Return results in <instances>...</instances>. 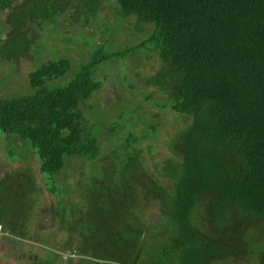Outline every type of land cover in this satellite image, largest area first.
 Returning a JSON list of instances; mask_svg holds the SVG:
<instances>
[{
    "label": "trees",
    "instance_id": "trees-1",
    "mask_svg": "<svg viewBox=\"0 0 264 264\" xmlns=\"http://www.w3.org/2000/svg\"><path fill=\"white\" fill-rule=\"evenodd\" d=\"M14 1L0 0V12L10 10L12 27L0 57L10 60L29 53L36 24H56L64 15L94 22L102 0H25L12 9ZM115 4L120 17H132L136 23L127 36L145 34L137 30L147 25L151 27L147 39L121 52L97 48L65 86L54 83L69 72L70 62L64 58L45 62L29 74L31 95L0 99V134L33 152L46 189L58 199L55 216L71 210L66 204L58 212L62 193L70 186L64 184L61 190L56 183L68 162L104 159L97 139L85 133L79 111L103 88L95 80L101 65L140 50L156 56L159 68L143 88L164 92L168 98L164 109L191 119L168 141L172 155L154 171L142 164L140 150L130 148L131 142L140 144L141 139L130 136L125 146L110 152L119 170H95L91 179H85L90 184L81 194L84 210L78 220L87 233L76 246H68L80 258L68 264H214L240 255H254L257 264H264L259 260L264 250H252L249 244L264 237L253 231L256 222L264 227V0H115ZM28 26L34 28L31 36ZM14 153L9 147L12 162L19 158L16 154L14 160ZM13 178L29 199L34 190ZM13 178L7 175L4 180ZM143 199L150 208L141 204ZM148 209H156L158 216L140 259L149 231L144 220ZM6 216L0 224L14 232L17 222ZM61 223L58 228L67 231L69 242L73 233ZM35 241L42 248L48 246L44 239ZM242 250L249 253L239 254ZM52 252L39 264H58Z\"/></svg>",
    "mask_w": 264,
    "mask_h": 264
},
{
    "label": "rangeland",
    "instance_id": "rangeland-1",
    "mask_svg": "<svg viewBox=\"0 0 264 264\" xmlns=\"http://www.w3.org/2000/svg\"><path fill=\"white\" fill-rule=\"evenodd\" d=\"M24 1L15 0L11 8H19ZM100 4L101 9L94 22L90 18L86 23H82L77 18L64 15L55 20L56 24H36V34L28 41L30 49L27 55L17 60L0 57V99L31 95L29 74L45 62L63 58L70 62L69 72L54 83L57 86H65L77 74L80 65L90 60L91 54L97 48L104 47L107 53L121 52L139 45L148 38L146 34L150 33L151 27L147 25H140L137 30L138 33L145 34L140 33L134 38L127 36L136 23L132 17L119 16L115 0H102ZM9 16L10 10L0 12V47L4 45L12 31ZM27 28L30 29V32L25 30L28 35L34 34L32 26ZM158 68L157 57L140 50L123 59H113L97 69L95 80L102 82L103 88L81 106L79 111L84 118L82 126L85 133L97 139L99 156L104 155V159L95 162L83 159L68 162L66 169H63L65 171H62L56 180L61 190L64 184L70 186V189L62 193L61 208L58 212H62L66 204L71 210L70 212L66 210L62 216L54 215L58 199L46 189L33 152L28 148L23 150L24 145L21 142L7 139L0 134V219L7 217L8 213L9 219L17 222V227L27 229L28 236V242L25 243L22 240L0 242L2 246L0 264H39L41 258L51 254L50 251L57 255L58 264H68L70 260L64 259L72 254L68 246L71 243L76 246L81 238L85 239L87 233L85 232L87 227L78 220L80 212L84 210L80 197L87 190L86 185L90 184L86 183L85 179H91L95 175V170L106 171L112 167L119 170V165H113L111 162L110 158L113 156L110 152L117 149V146H125L124 140L126 141L128 137L141 139L140 144L131 142L130 148L141 151L142 164L148 171H154L157 165L165 164V160L171 157L168 141L188 125L191 119L181 117L170 109H164V104L168 102L164 92L161 93L153 87L143 88L146 78L156 73ZM151 128H155L152 129L154 133ZM9 147H12L19 156L17 159L14 153L16 162L10 161ZM7 175L11 178L15 176L20 180L22 187L24 185L25 188L30 187L34 190L29 194L32 204L27 197L22 196L21 190L16 188L14 178L4 180ZM27 176L31 179L28 180ZM100 182L99 180L95 184ZM93 200L91 198L89 203L93 204ZM140 201L145 208H150L151 203L146 199ZM7 202L11 204L8 205ZM30 204L25 211L26 206ZM90 210L98 212L97 208L90 207ZM68 214H72L69 215L71 221ZM157 216L156 209H148L144 213L149 231L139 253L140 259L144 257L154 233ZM60 220L61 227L63 229L68 227L71 234L73 233V238L69 242H65L67 231L63 232L58 228ZM260 225L258 222L255 223L253 228L255 235L264 234V227ZM36 239H44L48 245H43L46 250L39 241H35ZM249 244L252 250H264V237H256ZM245 253L242 250L239 254ZM259 255V260L264 261V251ZM253 257L240 255L235 259L218 260L214 264H257ZM79 260V257L72 259L73 262Z\"/></svg>",
    "mask_w": 264,
    "mask_h": 264
},
{
    "label": "clouds",
    "instance_id": "clouds-1",
    "mask_svg": "<svg viewBox=\"0 0 264 264\" xmlns=\"http://www.w3.org/2000/svg\"><path fill=\"white\" fill-rule=\"evenodd\" d=\"M0 228H1V233H2L0 235V242H2V241L7 242V241H14V240L15 241L22 240V241H24V243L28 242V236L27 235L25 236V234L27 233V229L26 228L25 229L22 228L23 232H21L22 229L20 227H17V230H15L14 232L11 229H9V228L1 225V224H0ZM1 249H2V246L0 245V250ZM77 257H79V256L75 252H73L72 254H69L66 257H64V259L72 260V259H76Z\"/></svg>",
    "mask_w": 264,
    "mask_h": 264
},
{
    "label": "built area",
    "instance_id": "built-area-1",
    "mask_svg": "<svg viewBox=\"0 0 264 264\" xmlns=\"http://www.w3.org/2000/svg\"><path fill=\"white\" fill-rule=\"evenodd\" d=\"M2 233H1V228H0V235H1Z\"/></svg>",
    "mask_w": 264,
    "mask_h": 264
},
{
    "label": "flooded vegetation",
    "instance_id": "flooded-vegetation-1",
    "mask_svg": "<svg viewBox=\"0 0 264 264\" xmlns=\"http://www.w3.org/2000/svg\"><path fill=\"white\" fill-rule=\"evenodd\" d=\"M22 229V228H21ZM21 232H23V229L21 230ZM72 261V260H71ZM73 262V261H72Z\"/></svg>",
    "mask_w": 264,
    "mask_h": 264
}]
</instances>
